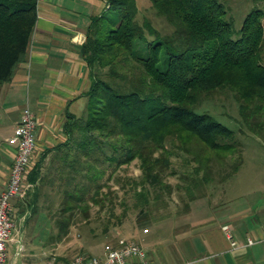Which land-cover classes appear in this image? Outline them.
<instances>
[{"label":"trees","instance_id":"1","mask_svg":"<svg viewBox=\"0 0 264 264\" xmlns=\"http://www.w3.org/2000/svg\"><path fill=\"white\" fill-rule=\"evenodd\" d=\"M37 1L0 0V84L10 83L27 60ZM150 1L173 33L162 36L147 18L140 22L137 0H108L81 49L93 79L86 114L67 117V141L48 151L29 174L30 182L62 195L60 236L67 235L77 210L87 217L90 203L105 208L113 195L104 191L109 182L135 161L141 175L125 180L123 207L130 197L141 212L152 200L168 202L174 186L166 179L180 174L173 166L180 154L187 167L181 176L187 184L177 185L183 211L206 196L214 167L239 155L241 146L234 130L198 112L204 99L231 91L245 127L264 133V11L250 12L234 39L220 0ZM242 163L239 156L231 173ZM114 208L104 232L129 209L121 217Z\"/></svg>","mask_w":264,"mask_h":264},{"label":"crops","instance_id":"2","mask_svg":"<svg viewBox=\"0 0 264 264\" xmlns=\"http://www.w3.org/2000/svg\"><path fill=\"white\" fill-rule=\"evenodd\" d=\"M107 1H37V22L27 60L10 83L0 85V193L8 183L16 152L8 139L22 120L25 107H30L37 119V147L30 173L48 151L67 141L64 131L67 117L86 114L87 92L93 79L81 49L87 40L89 25L106 12ZM51 155L45 157L44 163L50 162ZM28 182L31 187L26 195L12 200L16 228L13 241L8 243L11 262L68 264L67 257L56 254L53 248L28 245L26 229L31 219L36 215L39 218L50 216L52 201L57 199L50 195L48 186ZM261 185L264 186V180ZM198 202L207 205L208 199L196 200L189 211L172 217L176 221L168 227L165 232L168 237L161 242H152L148 238L151 228L146 227L137 241L133 237L122 238L113 245L135 241L154 264H264V193L259 203H254L249 210L221 213L220 208L216 209L217 205L211 203L212 210L205 211L194 208ZM36 223L39 220L36 219ZM225 225L229 226V232L223 229ZM50 240L45 241L44 246ZM232 241H237L236 246Z\"/></svg>","mask_w":264,"mask_h":264},{"label":"rangeland","instance_id":"3","mask_svg":"<svg viewBox=\"0 0 264 264\" xmlns=\"http://www.w3.org/2000/svg\"><path fill=\"white\" fill-rule=\"evenodd\" d=\"M225 4L227 11V20H231L235 29L234 39H238V31L242 28L244 19L254 9H261L264 11V0H220ZM138 6V20L142 22L144 18H147L153 27L163 35H170L173 33V27L167 23L166 19L159 16L153 7L150 0H137ZM109 12V11H108ZM153 39L149 36V39ZM264 64V52H263ZM95 72L100 73V70L94 69ZM7 84V83H6ZM2 85V84H0ZM199 113L208 112L212 115L218 123L229 127L236 133V140L240 143L241 152L238 155L228 158L224 166L220 164L214 167L212 181L208 183L206 187L207 194L204 197H200L196 200L206 198L208 199L207 205L198 202L194 204V208H200L201 210H212L210 206L217 205L216 209L221 210V213H227L233 210H249L254 207V203H259L262 193H264V133L260 131V136L254 133L250 129L246 128L239 113V107L234 94L229 90H223L216 94L212 98L204 99L200 104ZM239 156L242 157L243 163L237 169V171L231 173L232 164L239 160ZM185 155L180 154L174 158V165L179 170L177 176H171L166 180L174 186L172 198L163 202V204H155L152 200V204L148 205L145 212H141V208H135V198L131 197L128 201L129 209L126 210V216L110 226L109 230L104 232L105 225L107 224V217L109 216L110 208H114L117 216L123 215L125 207L122 206L124 196L125 180L129 177L138 178L141 175V169L139 162L135 161L131 165L121 167L116 172L115 177L109 182L110 188H106L104 191L107 194L113 192L112 198L106 200L105 208L97 206L94 203H90L88 209V216L86 217L83 212L78 211L74 216V223L70 227L67 235H61L57 226V219L61 216L60 206L62 201V195H59L55 189L49 188V193L57 199L52 201L53 210L48 217L39 218V215L33 217L29 226L26 229V239L29 247L42 245V247H50L55 249V253L63 257H67L68 261L74 256L81 253H87L100 256L105 252V245L108 243L116 244L118 240L122 238H141L143 230L148 227L151 231L148 235L150 240L154 242H161L168 235L166 230L168 227L173 226V221L176 214L183 211L184 204L182 195L183 192H178L177 185L181 184L185 186L187 183L181 178L185 173L187 167L184 164ZM48 166L49 162H45ZM44 163V164H45ZM44 171V170H42ZM45 174V171L43 172ZM58 194V195H57ZM112 200V201H111ZM195 201V200H194ZM193 201V202H194ZM192 202V203H193ZM196 202V201H195ZM112 203V204H110ZM191 203V205H192ZM206 203V201L204 202ZM198 205V206H197ZM191 207V206H190ZM208 209V210H207ZM36 219L39 223H36ZM31 231L36 232L35 235ZM49 241L44 246V242ZM54 243H51V241ZM141 241V240H140ZM45 242V243H46ZM25 243V242H24ZM53 246V247H52ZM175 262H168V264H174Z\"/></svg>","mask_w":264,"mask_h":264},{"label":"built area","instance_id":"4","mask_svg":"<svg viewBox=\"0 0 264 264\" xmlns=\"http://www.w3.org/2000/svg\"><path fill=\"white\" fill-rule=\"evenodd\" d=\"M21 121L15 128L8 143L15 147L16 152L11 166L8 183L0 193V264H12L8 243L13 241V233L16 228L12 218L13 198L24 197L31 185L28 176L31 163L37 147V119L30 107H25ZM229 226L223 229L229 232ZM148 229L145 230L147 232ZM232 238V236H229ZM233 242V241H232ZM252 244L253 241L249 240ZM236 246L237 241L232 243ZM68 264H154L145 249L135 241H130L119 246L111 243L105 245L104 254L97 256L87 253H79L69 260Z\"/></svg>","mask_w":264,"mask_h":264}]
</instances>
